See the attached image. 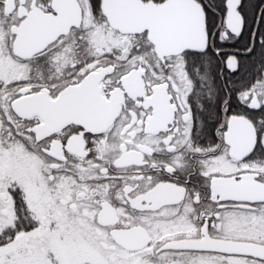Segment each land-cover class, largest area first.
I'll return each instance as SVG.
<instances>
[{"label": "snow or ice", "instance_id": "6c2138e0", "mask_svg": "<svg viewBox=\"0 0 264 264\" xmlns=\"http://www.w3.org/2000/svg\"><path fill=\"white\" fill-rule=\"evenodd\" d=\"M0 264H264V0H0Z\"/></svg>", "mask_w": 264, "mask_h": 264}]
</instances>
